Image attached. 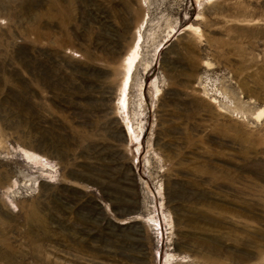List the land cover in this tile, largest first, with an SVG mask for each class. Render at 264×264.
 I'll return each instance as SVG.
<instances>
[{
	"label": "rangeland",
	"instance_id": "obj_1",
	"mask_svg": "<svg viewBox=\"0 0 264 264\" xmlns=\"http://www.w3.org/2000/svg\"><path fill=\"white\" fill-rule=\"evenodd\" d=\"M0 264H264V0H0Z\"/></svg>",
	"mask_w": 264,
	"mask_h": 264
}]
</instances>
